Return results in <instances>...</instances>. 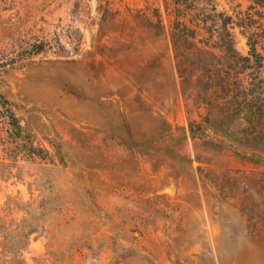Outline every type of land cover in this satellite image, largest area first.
I'll return each instance as SVG.
<instances>
[{
	"label": "rangeland",
	"instance_id": "1",
	"mask_svg": "<svg viewBox=\"0 0 264 264\" xmlns=\"http://www.w3.org/2000/svg\"><path fill=\"white\" fill-rule=\"evenodd\" d=\"M2 245L22 264H264L261 9L0 0V261L16 257Z\"/></svg>",
	"mask_w": 264,
	"mask_h": 264
},
{
	"label": "trees",
	"instance_id": "2",
	"mask_svg": "<svg viewBox=\"0 0 264 264\" xmlns=\"http://www.w3.org/2000/svg\"><path fill=\"white\" fill-rule=\"evenodd\" d=\"M207 1H210V0H207ZM247 1L251 2L254 6L261 9V11L264 15V0H247ZM183 29L189 33L188 34L189 36H187V37H190L191 39H195L194 31L188 30L186 28V26H184ZM181 35L183 36V34H181ZM255 59L259 60L260 58L256 57ZM6 120L8 122L10 129L15 131L16 134H14V136L19 135V132L21 131L22 127L20 126L16 116L14 115V113L11 109H8V114L6 115ZM11 232H13V231H11ZM34 232H35V230H34V228H31V226L29 227V229L27 231H25V229L21 230L20 228H17L16 231L13 232L14 235H12L8 238L12 237L15 240V241L11 242V245L13 248L16 246H19V249H20L21 247H23L28 242L30 236ZM4 239H7V237ZM1 248H2V250H4V252L11 254V255H14L16 257H9V258L6 257L0 261V264H22V261L18 259V255L12 254V252L9 251V249L7 248L6 245H2ZM6 259H8V260H6Z\"/></svg>",
	"mask_w": 264,
	"mask_h": 264
}]
</instances>
